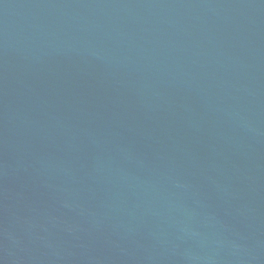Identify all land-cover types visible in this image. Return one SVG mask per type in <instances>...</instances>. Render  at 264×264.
<instances>
[{
    "label": "water",
    "instance_id": "95a60500",
    "mask_svg": "<svg viewBox=\"0 0 264 264\" xmlns=\"http://www.w3.org/2000/svg\"><path fill=\"white\" fill-rule=\"evenodd\" d=\"M0 264H264V0H0Z\"/></svg>",
    "mask_w": 264,
    "mask_h": 264
}]
</instances>
